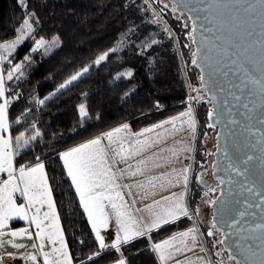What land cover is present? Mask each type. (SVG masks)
I'll use <instances>...</instances> for the list:
<instances>
[{
	"label": "snow or ice",
	"instance_id": "1",
	"mask_svg": "<svg viewBox=\"0 0 264 264\" xmlns=\"http://www.w3.org/2000/svg\"><path fill=\"white\" fill-rule=\"evenodd\" d=\"M18 2L27 7L25 0ZM153 2L163 4L159 12L151 8ZM144 3L149 8L140 10L153 13V18L148 22L161 25L171 38L172 33L160 15L169 8V4L164 3V0H144ZM177 5L185 12L177 14ZM170 10L177 19L186 15L187 20L191 21L188 37L192 45L197 44L195 33L197 24L200 25L201 39L196 50L191 52V64L199 67L201 82L200 87L192 88V91L200 95L189 96V106L184 112L152 127L133 133L128 131V124H123L59 154L98 243L99 250L88 256L87 261L96 264L109 249L120 252L123 245L136 238H150L149 234L153 231L176 224L182 218H192L186 200L191 168L185 166L177 169L173 166L174 157H178L181 152L191 153L192 148L190 145L181 148L170 146L169 139L174 144H181L176 136L185 131L194 138L197 119L192 102H199L209 94L208 102L216 101V90L219 89L223 94L219 100L222 110L218 111L215 106L208 110L207 117L214 122L207 126L213 128L222 122L224 108L235 110L236 115L242 118V127L250 133L249 144L255 143L259 156L249 152L230 155L232 145L226 139L223 151L224 159L228 161L226 178H218L216 185L209 187L203 174L196 176L197 183L207 188L203 195L208 198L205 203L213 208L211 226L206 233L200 232L195 225L178 231L169 238L151 243L150 250L155 254L158 264H224L223 260L213 262L206 254H196L197 250L201 254L205 253L201 238L206 235L214 238L213 249L219 246V250L213 254L219 256L221 251L227 252L230 264H264V0H173ZM185 27L189 25L186 23ZM31 30V14H26L16 29V37L10 42L0 43V63L5 60L11 63L9 55L25 41ZM57 39L53 37L50 43L42 38L35 39V47L31 52L42 47L47 52ZM123 43L122 39L117 47L99 55L93 63L101 65L112 53L119 51ZM158 43L160 41L157 39L146 37L139 46V54H145ZM184 47L190 45L185 44ZM29 59V55L24 57L25 61ZM22 67V63H16L8 71L7 80H13L15 73L22 76ZM88 72V67L76 71L59 85L57 91L73 85ZM132 74L127 71L117 79L125 75L131 77ZM220 76L229 78L227 88L219 82ZM188 86L191 87L190 84ZM5 93V78L0 75V98H4ZM38 103L43 104L44 100ZM9 105V99L0 103V133L9 131ZM79 114L81 118L87 117L84 104L79 106ZM227 115L231 117L232 112L229 111ZM229 123L240 122L229 119ZM157 129L162 131L157 132ZM148 133L155 134L149 136L146 135ZM40 135L36 131L33 136L25 138L21 132L15 137V147L10 137L0 135V173L7 174L6 179H0V249L10 245L17 250L0 253V257L6 254L10 259L23 260L24 264H37L38 256L28 251L31 248L38 250L43 257V264H71L64 236L58 226L44 164L38 162L34 167H14V156L20 155L18 149L27 147L30 141H35ZM220 151L218 147L217 152ZM257 160L260 163L259 170L254 163ZM215 167L219 168L220 165L215 164ZM156 169L163 171L153 174ZM126 179L130 183L123 182ZM181 183L184 190L179 194L172 192L160 199H153L143 209L135 207L137 198L148 199L149 195L155 196L158 191H166ZM218 191L221 193L219 196L209 198L210 193ZM17 194L23 203L17 202ZM195 211L199 215L198 207ZM140 212L148 213L147 222L137 215ZM17 219L28 222L30 227L34 226L35 234L29 228L6 231L9 222ZM113 219L115 238L109 244L105 236L101 235V230L109 229ZM25 236L39 243L25 245L17 242L16 238ZM45 241L52 245L51 250H45ZM21 249L24 251L20 252ZM0 264H3L2 258ZM115 264H126V260L118 259Z\"/></svg>",
	"mask_w": 264,
	"mask_h": 264
},
{
	"label": "trees",
	"instance_id": "2",
	"mask_svg": "<svg viewBox=\"0 0 264 264\" xmlns=\"http://www.w3.org/2000/svg\"><path fill=\"white\" fill-rule=\"evenodd\" d=\"M25 4L26 8L18 0H0V43L16 37V29L26 14H31L32 23L30 35L9 55L11 63L8 60L0 63L6 74L13 147L15 137L21 132L25 138L36 131L41 134L27 147L18 149L20 155L14 156V163L16 167L38 161L44 163L72 261L89 264L87 258L99 250L98 243L59 153L123 122L141 129L188 107L187 90L192 91L199 85L198 72L191 64L190 25L182 26L171 10L160 13L172 33L170 38L161 25L148 22L153 13L140 10L149 8L144 0H25ZM151 8L159 12L157 4L151 3ZM53 37L58 38L57 42L47 52L43 47L31 52L35 39L42 38L50 43ZM146 37L160 43L141 55L139 46ZM122 39L124 43L119 51L112 53L101 65L93 63L105 51L117 47ZM185 44L190 47H184ZM26 55L30 56L27 61L24 60ZM16 63H22L23 75L15 73L9 81L8 71ZM84 67L89 68L87 74L68 88L57 91L61 83ZM127 71L133 73L131 77L125 75L117 79ZM39 100L44 103H38ZM81 104L86 106L85 118L79 114ZM192 107L197 131L191 168L196 164L197 169L204 153L208 158V151L203 152L201 138L204 129L211 128L207 126L206 100H194ZM196 176L192 177L191 171L189 190L199 184ZM195 200L196 197L190 195V209L194 210ZM193 210L190 211L193 213ZM192 225L203 232L192 214L191 219L182 218L176 224L153 231L150 238L132 240L123 245L120 252L105 251L96 264H111L119 258H124L128 264H158L149 249L151 243ZM201 240L209 250L211 243L205 236Z\"/></svg>",
	"mask_w": 264,
	"mask_h": 264
},
{
	"label": "crops",
	"instance_id": "3",
	"mask_svg": "<svg viewBox=\"0 0 264 264\" xmlns=\"http://www.w3.org/2000/svg\"><path fill=\"white\" fill-rule=\"evenodd\" d=\"M0 75H2L4 78H5V80H6V74L3 72V68H2V66H1V64H0ZM5 87H6V85H5ZM4 99H8V97H7V95H6V93H5V97L4 98H0V103H2L3 102V100ZM187 109V107H185L183 110H181L182 112H184L185 110ZM165 119H163V120H161V121H159V122H157V123H160V122H162V121H164ZM8 121H9V119H8ZM129 122H123V123H121V124H119V125H116V126H114V127H112V128H110V129H108V130H106V131H103V132H101V133H99V134H97V135H95V136H93V137H90V138H88V139H85V140H83V141H81V142H79V143H77V144H75V145H72V146H70V147H68V148H66V149H64V150H62L61 152H64V151H67V150H69V149H71V148H73V147H76V146H78L79 144H81V143H84V142H86L87 140H89V139H92V138H95V137H97V136H100V135H102L103 133H105V132H108V131H111L112 129H114V128H116V127H120V126H122L123 124H128ZM157 123H154V124H157ZM154 124H152V125H154ZM152 125H149V126H146V127H144V128H141V129H137L138 131L137 132H140V131H142L143 129H145V128H149V127H152ZM157 132H159V131H162V129H157L156 130ZM155 133H150V135L152 136V135H154ZM0 135H4L6 138H11V140H12V143H13V139H12V136H11V134H10V122H9V131L8 132H6V133H0ZM176 139H178V140H180L182 143L181 144H175V146H174V144H173V141L171 140V139H169V144H170V146L173 144V147H176V148H181V147H184V146H187V145H190L191 146V148H192V144H193V137L191 136V134L190 133H187L186 131L185 132H182V133H179V134H177V136H176ZM60 152V153H61ZM59 153V154H60ZM191 153H192V151H191ZM191 153H188V152H181L180 154H179V156L178 157H174L173 158V160H174V164H173V166L174 167H176L177 169H179V168H181V167H185V166H189V164H190V162H191ZM59 158H60V156H59ZM61 160V159H60ZM39 163H43L42 161H38ZM38 162H35V163H32V164H30V165H28L29 167H34L35 166V164L36 163H38ZM61 162H62V164H63V161L61 160ZM44 164V163H43ZM123 165H121V167H122ZM14 167L16 168V169H18L19 167H16L15 166V163H14ZM44 171H45V174H46V170H45V165H44ZM160 171H163V169H156V170H154V173L153 174H158ZM7 178V174L6 173H0V179H6ZM46 178H47V175H46ZM69 179H70V177H69ZM47 180H48V178H47ZM70 181H71V179H70ZM123 182H125V183H130V181L129 180H125V181H123ZM48 184H49V182H48ZM73 186V185H72ZM49 187H50V184H49ZM73 188H74V186H73ZM50 190H51V187H50ZM184 189H183V185H182V183L180 184V185H177L176 187H173V188H170V189H168V190H166V191H163V192H157V194L155 195V196H152V195H149V197H148V199H139V198H137L136 199V203H135V207L136 208H140V209H143L144 208V205L145 204H150V203H152V200L153 199H160V197L161 196H163V195H169V194H171L172 192H175V193H177V194H179L181 191H183ZM74 191H75V189H74ZM135 189H133V192L135 193ZM51 192H52V190H51ZM188 193H189V187H188V192H187V194H186V200H187V197H188ZM77 195V194H76ZM77 197H78V195H77ZM52 199H53V205H54V208H55V210H56V214H57V218H58V226H59V228H60V230H61V232H62V234H63V236H64V233H63V229H62V226H61V223H60V219H59V216H58V212H57V209H56V206H55V203H54V198H53V194H52ZM78 199H79V197H78ZM188 201V200H187ZM17 202L18 203H23V201H22V199H20L19 197H18V194H17ZM83 209V208H82ZM45 210H47L46 209V207H45ZM189 210H190V208H189ZM85 213V212H84ZM85 215H86V218H87V214L85 213ZM137 215L138 216H142L143 218H144V220L147 222L148 220H149V215H148V213L147 212H140V213H137ZM87 220H88V218H87ZM88 223H89V221H88ZM89 225H90V227H91V224L89 223ZM192 226H194V225H192ZM192 226H189V227H192ZM189 227H186V228H184L183 230H186L187 228H189ZM23 228H29V231L31 232V233H33V235L35 234V232H36V229H35V227L34 226H29V224H28V222H26V221H23V220H13V221H10L9 222V225H8V228H6L5 230L7 231V230H20V229H23ZM174 234V233H173ZM173 234H171V235H173ZM95 235V234H94ZM101 235H103V236H105V239H106V242L107 243H111L112 242V240L115 238V224H114V219L112 220V221H110V227H109V229H107V230H105V229H102L101 230ZM171 235H169V236H167V237H165V238H163V239H160V240H158V241H156V242H160V241H162V240H164V239H166V238H169ZM8 237H6V239H7ZM17 239V242H21V243H24L25 245H30L31 243H33V242H35V243H39V241H36V240H29L28 238H27V236H25V237H18V238H16ZM64 240H65V237H64ZM65 244H66V240H65ZM45 245H46V247H45V250L47 251V250H51V247H52V245H48L47 244V241H45ZM58 246V245H57ZM66 249H67V251H68V253H69V257H70V259H71V264H74V262L72 261V257H71V255H70V252H69V249H68V246H67V244H66ZM149 249H150V246H149ZM8 251H13V252H15V251H17L16 249H13V248H11V246L10 245H8V246H6V248L5 249H0V253H6V252H8ZM20 252H23L24 250L23 249H21V250H19ZM28 251H32L34 254H36L37 256H38V262H37V264H43V257L42 256H40V254H39V252H38V250H35V249H31V248H28ZM151 251V250H150ZM154 254V253H153ZM196 254H199V255H207V252H206V250H205V253H203V254H201V253H199L198 252V250H197V253ZM155 255V254H154ZM189 255H193V254H189ZM2 256H7L6 254H4V255H2ZM208 256V255H207ZM8 257V256H7ZM119 259H121V258H119ZM208 259H209V257H208ZM117 261V260H116ZM111 264H115V261L113 262V263H111ZM126 264H128L127 262H126Z\"/></svg>",
	"mask_w": 264,
	"mask_h": 264
},
{
	"label": "water",
	"instance_id": "4",
	"mask_svg": "<svg viewBox=\"0 0 264 264\" xmlns=\"http://www.w3.org/2000/svg\"><path fill=\"white\" fill-rule=\"evenodd\" d=\"M167 1L170 4H172V2H173V0H167ZM177 8H178V13L177 14L185 12V10L181 6L177 5ZM187 15H192V13H187ZM188 23L190 25V30H191V21H188ZM199 29H200V25L197 24V32L195 33V35L197 37V44L196 45H192L191 44L192 45V51L196 50V48L199 45V41L201 39V33H200ZM180 66H181L182 75H183V78H184V81H185V86L187 87L186 78H185V75H184V71H183L181 62H180ZM194 67L196 68V70L198 72L199 85H198L197 88H199L200 84H201L200 79H199L200 69H199V67H196V66H194ZM225 71H227V69H225ZM228 79L229 78H227V77L220 76L219 77V82L223 83L224 86L227 88ZM231 79L234 81V78H231ZM232 91L235 92L236 90L233 89ZM187 93H188V95L192 94L189 89L187 90ZM195 93H198V92H195ZM236 94L239 95L240 93L236 92ZM245 94H247V93H245ZM210 95L211 94L206 95L204 97V99L206 100V102L208 104L207 112H208L209 109L213 108L214 106L217 108L218 111L222 110L220 105H219V100L223 98V94L219 92V89H217L216 90L217 100L216 101H212V102H208L209 98H210ZM223 111L225 112V116H224V119L222 120V122L219 123V124H216L215 127L211 128V129L214 130V149L211 152L212 160L210 161L211 178L215 182L213 187L216 185L218 178H220V177H225L226 178V176H225V167L227 166L228 161L225 160L224 156H223V151H224L226 139H229L231 141L232 152L229 153L230 155H232L233 153L240 154L242 152H249V154H255L256 156H259V152L256 150L255 143L249 144L250 133L246 132L244 130V128L242 127V118L240 116H237L235 110H232L230 108H224ZM229 111L232 112L231 117H229L227 115V113ZM257 111H259V109H257ZM206 119H207V123L208 124L214 122V121H209V119L207 117V113H206ZM229 119H235V120H237L240 123L231 124V123H229ZM252 131L255 132V129H253ZM218 133H219V135H218ZM195 138H196V134H195V137L193 138L191 162L189 164L190 168H191V165H192V156H193ZM218 147L221 149L220 152H217V148ZM254 163L256 164L257 170H259V167H260L259 161L257 160ZM215 164H219L220 167L219 168L215 167ZM190 174H191V172H190ZM200 174H206V173L204 171V172H200ZM204 181L206 182L207 185L210 184L208 180L204 179ZM212 194H213L212 198L214 199L216 196H219L221 193L218 191V192L212 193ZM209 208H210V211H211V214H210V224H211L212 221H213V218H214V213H213L212 206H209ZM222 252H224L226 254L227 258H228L227 252H225V251H222Z\"/></svg>",
	"mask_w": 264,
	"mask_h": 264
},
{
	"label": "rangeland",
	"instance_id": "5",
	"mask_svg": "<svg viewBox=\"0 0 264 264\" xmlns=\"http://www.w3.org/2000/svg\"><path fill=\"white\" fill-rule=\"evenodd\" d=\"M164 3H168L169 4V8L168 9H165V12H167L168 10H170L171 4L167 0H164ZM154 4H157V3H154ZM157 5H158V9L159 10H160V8L163 7V4L162 3L161 4H157ZM175 19L177 21L180 20L181 23H182V26H184V27H185V24L186 23L188 24V21H187V18H186L185 15L182 16L180 19H177L176 18V15H175ZM191 93L192 94L190 96H192V97H197V96L200 95V93H195L193 91H191ZM181 112L182 111H180V112H178V113H176L174 115H171V116L167 117L166 119H169V118H171L173 116H177ZM177 124L179 125V122H177ZM128 125H129L128 131H131L133 133H135V132L138 131L137 129H134L131 126L130 123H128ZM165 127L170 128L171 126L170 125H166ZM123 134L124 133H121V135H123ZM146 135L151 136L150 133H148ZM201 140H202L201 141V146L203 148V152H207L208 151V158L205 156V153H204V158L201 157L202 158V161H200L201 163H199V165L197 166V169H196V164L193 165V168H191L192 177H193L194 174L198 175L199 172L205 171L206 174H205L204 179H206V180L209 181V183H210L208 185L209 187H213V185L215 184V182L211 178L210 161L212 160L211 152L214 149V130L212 131L211 129L205 128L204 131H203ZM173 144L171 146H173ZM174 146H175V144H174ZM196 170H197V173H196ZM195 179H196V177H195ZM205 191H207V188L206 187H204L201 184H196V187L193 186L192 187V190H189L188 197H187L188 204H190L189 203V197H190V195H194L196 197L195 205H193L194 206V210L192 209L193 207H191L190 210H193V213H192L193 214V217L195 218V221L197 222V224L199 225L200 229L203 230L204 233H206L207 229L211 226V224H210V214H211V211H210V208H209L208 204L205 203V200L208 199V198L204 197V195H203V193ZM212 197H213V194L210 193V197L209 198H212ZM197 207L199 208V215H197L196 214V211H195ZM205 238L207 239V241L209 243H211V246L209 247V250H207L206 248H205V250H206V252L209 251L213 262L218 261V260H223L224 261V264H230V262L228 261V258L226 256V254L224 252L221 251V253H220L219 256H215L213 254L215 251L219 250V246H217L216 249H213L212 248V244L214 242V238L213 237H206V235H205Z\"/></svg>",
	"mask_w": 264,
	"mask_h": 264
},
{
	"label": "built area",
	"instance_id": "6",
	"mask_svg": "<svg viewBox=\"0 0 264 264\" xmlns=\"http://www.w3.org/2000/svg\"><path fill=\"white\" fill-rule=\"evenodd\" d=\"M0 258H2L3 264H24V261L21 260V259H15V260H13V259H10L7 256H2Z\"/></svg>",
	"mask_w": 264,
	"mask_h": 264
},
{
	"label": "flooded vegetation",
	"instance_id": "7",
	"mask_svg": "<svg viewBox=\"0 0 264 264\" xmlns=\"http://www.w3.org/2000/svg\"><path fill=\"white\" fill-rule=\"evenodd\" d=\"M201 172H204V171H201ZM203 177H205V174H203Z\"/></svg>",
	"mask_w": 264,
	"mask_h": 264
}]
</instances>
